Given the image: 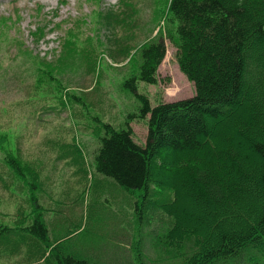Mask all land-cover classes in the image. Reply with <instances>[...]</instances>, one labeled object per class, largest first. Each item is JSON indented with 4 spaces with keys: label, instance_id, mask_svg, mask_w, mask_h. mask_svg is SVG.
<instances>
[{
    "label": "rangeland",
    "instance_id": "1",
    "mask_svg": "<svg viewBox=\"0 0 264 264\" xmlns=\"http://www.w3.org/2000/svg\"><path fill=\"white\" fill-rule=\"evenodd\" d=\"M169 1L0 0V225L21 232L42 213L52 244L103 264H139L140 242L158 241L167 218L160 206L171 192L150 184L146 195L129 193L95 173L93 155L102 123L119 130L128 123L137 143L146 140L147 118L125 87L142 48L166 49L157 83H136L152 107L195 94L178 66ZM6 154L29 167L30 187L6 167ZM39 242L7 234L0 264H43Z\"/></svg>",
    "mask_w": 264,
    "mask_h": 264
},
{
    "label": "trees",
    "instance_id": "2",
    "mask_svg": "<svg viewBox=\"0 0 264 264\" xmlns=\"http://www.w3.org/2000/svg\"><path fill=\"white\" fill-rule=\"evenodd\" d=\"M169 12L178 66L195 94L152 107L136 83H157L166 49L142 48L125 87L147 118L145 144L128 123L121 130L102 123L95 171L129 193L146 195L151 184L173 196L160 206L167 218L158 241L140 242L139 264H264V0H170ZM12 232L0 226V238ZM15 233L40 241L43 264H103L49 242L42 213Z\"/></svg>",
    "mask_w": 264,
    "mask_h": 264
}]
</instances>
